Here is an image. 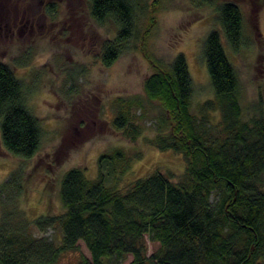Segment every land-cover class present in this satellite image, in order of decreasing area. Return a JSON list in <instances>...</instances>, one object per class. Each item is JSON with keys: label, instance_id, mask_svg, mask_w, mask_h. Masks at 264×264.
Here are the masks:
<instances>
[{"label": "trees", "instance_id": "16d2710c", "mask_svg": "<svg viewBox=\"0 0 264 264\" xmlns=\"http://www.w3.org/2000/svg\"><path fill=\"white\" fill-rule=\"evenodd\" d=\"M89 1L96 22L113 19L119 27L102 46L101 60L110 67L132 41L143 43L149 29L142 34L138 28V0ZM219 12L223 33L212 31L204 46L215 99L201 106L205 118L210 111L221 112L216 135H211L210 122L192 112L194 86L184 54L169 70L158 66L144 82L146 99L163 108L150 143L184 156L180 181L156 172L120 189L117 180L134 157L118 148L99 158L95 179L80 168L65 173L63 213L31 220L19 207L24 176L15 170L0 185V264H64L62 257L78 251L81 241L91 259L82 256L77 264H121L130 255L129 264H257L264 259V116L242 120L240 80L223 44L224 36L234 52L246 45L243 11L224 2ZM146 99H116L113 125L131 141L143 134ZM26 103L23 82L0 61L2 140L9 152L31 158L40 149L42 130ZM49 228H60V242L36 233ZM149 239L160 244L151 255Z\"/></svg>", "mask_w": 264, "mask_h": 264}, {"label": "rangeland", "instance_id": "374dc122", "mask_svg": "<svg viewBox=\"0 0 264 264\" xmlns=\"http://www.w3.org/2000/svg\"><path fill=\"white\" fill-rule=\"evenodd\" d=\"M224 2L238 4L245 17L246 45L234 52L224 36L223 44L239 76L242 120L249 121L264 116V0H138V28L142 34L149 31L143 43L132 41L110 67L101 60L102 46L116 37L119 27L113 19L96 22L89 0H0V61L23 82L27 107L42 130L39 151L23 158L4 146L0 119V185L22 170L19 207L29 219L63 213L60 189L65 173L80 168L95 179L99 158L118 148L134 157L131 168L117 180L120 189L156 172L180 181L186 171L184 156L150 143L163 108L146 99L144 82L158 66L169 70L176 56L184 54L194 86L192 112L210 122L211 135H216L221 112L210 111L205 118L201 109L215 99L204 46L212 31L223 33L219 6ZM136 95L146 99L148 118L141 120L142 136L131 141L113 120L116 99ZM137 153H142L141 159L135 158ZM212 199L218 201L217 192ZM36 233L57 243L62 236L60 228ZM79 244L62 263L77 264L82 256L91 259L86 244ZM148 244L149 255L160 247L150 239ZM132 260L130 255L121 264ZM257 264H264V259Z\"/></svg>", "mask_w": 264, "mask_h": 264}]
</instances>
